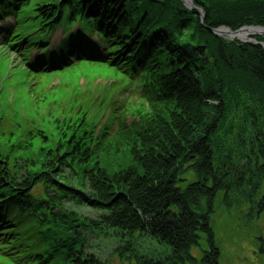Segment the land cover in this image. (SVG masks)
I'll return each mask as SVG.
<instances>
[{
  "label": "trees",
  "instance_id": "1",
  "mask_svg": "<svg viewBox=\"0 0 264 264\" xmlns=\"http://www.w3.org/2000/svg\"><path fill=\"white\" fill-rule=\"evenodd\" d=\"M192 1L203 20L180 0H0L4 10H31V27L19 7L21 20L15 14L23 35L36 30L33 45L48 50L61 29L69 39L55 56L85 49L93 54H79L84 60L127 79L141 73L143 89L138 107L97 136L74 129L36 150L32 133L0 134V242H30L25 264H108L88 239L112 240L113 252L135 264H197L190 251L201 235L208 250L200 264H219L210 227L217 194L226 208L249 204V217L264 212V195L256 201L264 181V47L211 33L264 29V0ZM93 34L103 53L89 42ZM122 151L128 168L109 173L98 164ZM188 172L196 182L180 188ZM145 238L166 253L142 255Z\"/></svg>",
  "mask_w": 264,
  "mask_h": 264
},
{
  "label": "rangeland",
  "instance_id": "2",
  "mask_svg": "<svg viewBox=\"0 0 264 264\" xmlns=\"http://www.w3.org/2000/svg\"><path fill=\"white\" fill-rule=\"evenodd\" d=\"M183 1L188 3L187 0ZM59 38L60 37L57 36L56 38H53V40L58 42ZM257 38L264 40L263 36H257ZM224 39L228 41L227 38ZM236 41L240 43L239 40ZM6 64L7 61L3 58L2 51H0V85L3 89H5V93L9 98L8 104L0 105V111L5 107L7 108L10 106L13 112H18L21 114L23 124L31 123L34 118L36 122L35 124L40 125L41 128L46 132L48 142L45 143L44 140L41 139L39 140L40 145L42 144L43 146L53 147L60 140L67 139L73 132L72 128L68 130L62 126V130L57 131L47 124V122H52L53 118L58 115L57 113H52V118L50 120H41V118H38L35 115L36 111L43 107V100L37 90L29 91L28 88L26 89L32 77L25 71L13 70L9 72V78L6 79L9 70V67L6 66ZM96 73L101 75L96 76ZM60 75L61 73L55 74L53 79L46 86H44V89L49 91L51 88H54V91L64 93L68 90H74L76 92L78 88H85L88 92H90L95 87L96 83H100V81L105 80L104 77H108L110 73L106 70H94L90 73V77H88V75L86 76L80 71L75 70L69 74L73 78L72 80H69L67 75H65V78L61 77ZM112 78L113 81H117L110 82V77L107 79L108 84H112V86H110L112 91L126 84L122 82L124 80L123 74L112 75ZM101 84L104 85V83ZM106 85L100 88V92H102V89H104ZM112 91L108 92V94L111 95L113 93ZM128 94L130 93L127 92L123 94V96ZM75 98L78 99L77 97ZM89 100L92 105H90ZM110 100L111 98L108 97H102L101 99V96L96 92L91 99L88 98L87 100H80L79 103L83 108L90 112L89 114H92L96 112L100 102V108L103 110L101 112L102 116ZM123 100L124 98H121V102H119L120 104H117V112L119 114L123 109L121 105ZM127 103L133 104L131 100H128ZM60 108L65 109L66 106ZM134 108L135 107L129 108L128 111ZM63 117L73 121L77 118V114L73 112L72 109H67L63 114ZM93 117V121L95 123L100 122L99 116L94 115ZM2 118L3 120L0 124V133L7 134L5 129L7 127H3V122L6 119L5 112H2ZM6 122H8V118L6 119ZM61 134H65L66 137L62 138ZM94 164L95 162H91L89 165L92 167ZM98 164L102 169L107 170L109 173H117L120 169L124 170L128 168L130 166V161L128 160V156L126 155L125 151H122V153L113 155L110 158H101L98 160ZM181 180L182 182L178 186L180 188H184L188 184L195 183L196 177L194 173L188 172L181 178ZM33 195L35 197H40L41 188L39 187L35 189L33 191ZM263 195L264 181L258 192L256 201L260 200ZM222 201L223 194L219 192L214 201L213 214L210 217V227L214 234L215 245L219 251V264H264V212L258 217H249V204L242 203L234 206L233 208H226ZM81 213L86 217L95 218V215L92 211L83 209L81 210ZM143 240V242L138 243V248L142 252H140L142 255L151 258L152 256L155 257L166 253V247L158 245L155 241L148 240L146 238ZM87 241L94 247V249H89V251H93V253L96 252L97 255L103 261L108 262V264H135V260L133 258L128 259L127 255L120 256L117 253H114V243H112V240L110 239L105 240L106 242L93 239H88ZM207 250L208 247L205 238L201 235L198 246L191 249L190 255L192 258L197 260V264H200L202 252ZM0 264L14 263L10 257L0 255Z\"/></svg>",
  "mask_w": 264,
  "mask_h": 264
},
{
  "label": "bare ground",
  "instance_id": "3",
  "mask_svg": "<svg viewBox=\"0 0 264 264\" xmlns=\"http://www.w3.org/2000/svg\"><path fill=\"white\" fill-rule=\"evenodd\" d=\"M16 6V5H15ZM12 8V7H11ZM0 10H4V6H0ZM11 11H14V7ZM2 17V13H0V18ZM221 36L227 38L228 41H235L239 40L241 42H248L254 36H263L264 37V30L262 29H242L236 33H229L228 31H222ZM32 41H37V38H31Z\"/></svg>",
  "mask_w": 264,
  "mask_h": 264
},
{
  "label": "water",
  "instance_id": "4",
  "mask_svg": "<svg viewBox=\"0 0 264 264\" xmlns=\"http://www.w3.org/2000/svg\"><path fill=\"white\" fill-rule=\"evenodd\" d=\"M182 1H183V0H182ZM187 1H188V3H185V2L183 1L184 6H185L187 9H189V10H193L197 15H199V16L201 17V20H203V13H202V11L195 7V5H194V3H193L192 0H187ZM242 29H250V28L245 27V28H242ZM242 29H241V30H242ZM224 30H225V31H229L230 33H232L230 30H228V29H226V28H220V29H217V30H212L211 33H212L215 37L219 38V37H221V34H220V33H221L222 31H224ZM234 33H236V32H234ZM248 43H253V45L260 44V43H258V42H256V41L248 42ZM260 45H261V44H260ZM261 46L264 47V45H261Z\"/></svg>",
  "mask_w": 264,
  "mask_h": 264
}]
</instances>
